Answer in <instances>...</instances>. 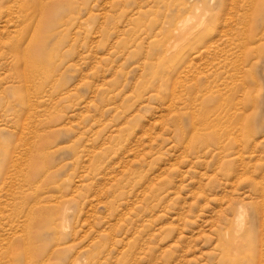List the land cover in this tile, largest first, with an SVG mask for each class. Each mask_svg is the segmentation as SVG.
Masks as SVG:
<instances>
[{
	"label": "rangeland",
	"instance_id": "1",
	"mask_svg": "<svg viewBox=\"0 0 264 264\" xmlns=\"http://www.w3.org/2000/svg\"><path fill=\"white\" fill-rule=\"evenodd\" d=\"M0 264H264V0H0Z\"/></svg>",
	"mask_w": 264,
	"mask_h": 264
},
{
	"label": "bare ground",
	"instance_id": "2",
	"mask_svg": "<svg viewBox=\"0 0 264 264\" xmlns=\"http://www.w3.org/2000/svg\"><path fill=\"white\" fill-rule=\"evenodd\" d=\"M192 18H190V20H191ZM194 20V19H193ZM187 24H188V22H187ZM182 25V24H181ZM182 29H184V28H182ZM27 61V60H26ZM26 64V63H25ZM26 76L24 75V78H25ZM26 79V78H25ZM241 210V209H240ZM240 217H241V215H239ZM240 219V218H239Z\"/></svg>",
	"mask_w": 264,
	"mask_h": 264
}]
</instances>
